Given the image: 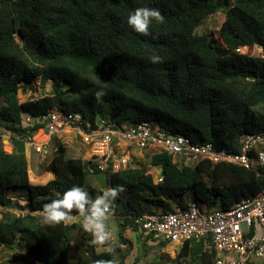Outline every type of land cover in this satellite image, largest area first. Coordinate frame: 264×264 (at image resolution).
Segmentation results:
<instances>
[{"label": "trees", "instance_id": "trees-1", "mask_svg": "<svg viewBox=\"0 0 264 264\" xmlns=\"http://www.w3.org/2000/svg\"><path fill=\"white\" fill-rule=\"evenodd\" d=\"M140 7L164 16L163 23L153 22L150 36L127 23ZM220 11L226 17L219 38L197 34L204 20ZM254 46L264 47V0H0V246L15 252L12 261L126 264L134 247L124 232L139 230L136 220L148 210L145 204L166 207V201L192 193L208 209L230 208L264 193V168L210 161L185 165L164 151L150 159L161 182L145 166L90 174L56 138L58 150L40 165L55 179L33 185L25 151L42 127L34 119L56 109L81 114L92 125L99 118L137 125L153 117L156 127L167 128L162 122L167 118L194 141L239 152L243 133L264 131V56L239 51ZM153 55L161 57L159 63L152 62ZM38 80L42 88L52 82V94L22 102L20 91ZM99 91L105 94L97 98ZM24 117L31 120L27 125ZM3 131L11 135V153L4 149ZM92 178L104 191L121 189L113 211L124 218L118 237L126 249L98 251L81 221L51 225L38 214L74 185L94 198ZM9 191L25 193L27 203L21 205L24 197H9ZM78 215L73 210L72 219ZM143 236L145 256L156 251L145 264H213L217 257L205 240L192 239L170 258L157 253L168 243L150 246V237Z\"/></svg>", "mask_w": 264, "mask_h": 264}, {"label": "built area", "instance_id": "built-area-1", "mask_svg": "<svg viewBox=\"0 0 264 264\" xmlns=\"http://www.w3.org/2000/svg\"><path fill=\"white\" fill-rule=\"evenodd\" d=\"M33 124L42 127L27 144L42 161L58 150L55 138L61 142L65 136L76 134L91 151L90 158L84 161L90 174L132 168L137 148L164 151L173 157L174 162L185 165L210 161L247 169L264 168V131L243 133L239 138V152H233L219 150L210 142L194 141L179 131L158 128L150 121L130 127L99 118L92 125L81 114L49 109L45 115L35 118ZM39 133L48 139L37 142L35 139ZM161 181L159 178L158 182ZM26 203L24 201V205ZM136 223L156 244H176L181 248L192 239L205 240L207 248H213L217 254L213 264L264 263V193L244 198L230 208L208 209L202 201L195 199L173 213L160 211L143 215Z\"/></svg>", "mask_w": 264, "mask_h": 264}, {"label": "rangeland", "instance_id": "rangeland-1", "mask_svg": "<svg viewBox=\"0 0 264 264\" xmlns=\"http://www.w3.org/2000/svg\"><path fill=\"white\" fill-rule=\"evenodd\" d=\"M225 12L220 11L210 17H208L202 25L197 29V34L201 35L203 33H206L208 35L214 34L215 37L219 38V31L220 28L225 20ZM242 54H254V55H260L264 56V47L261 48L260 46H254L250 50L248 47H244L239 50ZM52 82H48L44 88L41 87L40 81L34 82V84L31 85V87L28 89V91H23L21 90L19 93V97L22 102L28 101V100H33L36 98H41L45 95H50L52 94ZM3 104V101L0 99V106ZM147 120L151 122L152 125H156V120L153 117H149ZM162 122L166 125V127L171 130V131H176V127L170 123L167 118H163ZM28 123V118L24 117V125H27ZM126 124V123H124ZM130 127L133 126V124L129 123L128 124ZM179 132H182L185 135H188L184 130L181 128L178 130ZM3 136V144H4V149L6 152L11 153L13 152L14 148L12 146V141L10 139V134L7 133L6 131H3L2 133ZM190 138H192L190 135H188ZM43 133H39L36 136V141L37 142H42L46 140L44 138ZM61 143L63 144L67 156L69 158L73 159H82L83 161H86L90 158L91 156V151L89 150V147L83 142V140L77 136L76 134L68 135L62 138ZM25 151L27 155V159L29 162V180L31 184L33 185H45L49 181L55 179V176L50 173V172H41L40 171V165L43 162L39 155L30 147L28 144L25 146ZM157 152V150L149 149V150H141V149H136V152L133 154V161H132V168H141L145 166L149 172L153 176V179L155 182H158V179L161 178V171L158 168H155L151 166L150 164V159L151 156ZM49 162L51 161V157H48L47 159L44 160V162ZM43 162V163H44ZM90 178V177H88ZM92 187L95 189V196L93 199L98 197L102 192L104 191L99 183V181L95 180L92 178L89 182ZM9 197H24L19 201L21 205H24V201H26V194L25 193H15L12 191L8 192ZM41 198V197H39ZM193 200V194L188 193L183 196H177L172 200H168L165 202V204L168 206L166 207H160L161 205L158 206H153V205H148L145 204V209L146 210L145 214H152L156 212H160L162 210H166L167 212H175L179 208H184L186 207L189 203H191ZM15 212V211H14ZM3 213V209L0 208V215ZM42 218H44V213H41ZM123 217L120 216L116 212H112L109 216V219L106 221L107 225V230L110 232L111 237L108 241L104 242V244H97L98 251H105V250H112L114 249L115 246H121V248L126 249L128 245L123 244L119 241L118 237V229L120 227V223L123 221ZM81 221L83 222V217L80 218H74L71 219L70 222H77ZM243 228L246 229V226L244 225ZM143 231L140 229L138 231H135L133 228L128 227L125 232H124V237L128 240H130L133 244V250L128 256L126 260V264H145L146 262L150 261L153 259V256L156 255V251L154 249H150V252L148 253L147 256L144 254V250L142 251L140 248V245L145 243V239ZM138 236L141 237V240L138 242ZM147 244L150 246H156V243H153L152 241H147ZM180 251V246L176 244H170L166 246L165 248L161 249L158 251V254L164 253L166 256H169L170 258H175L176 255ZM15 252L13 250H10L4 246H0V264H24L22 261H12L13 259V254ZM27 257L34 258V255H30L29 253L26 252ZM137 258H140V261L137 263ZM258 264H264L263 262H259Z\"/></svg>", "mask_w": 264, "mask_h": 264}, {"label": "clouds", "instance_id": "clouds-1", "mask_svg": "<svg viewBox=\"0 0 264 264\" xmlns=\"http://www.w3.org/2000/svg\"><path fill=\"white\" fill-rule=\"evenodd\" d=\"M163 21L164 16L161 12L149 7L135 9L127 19L129 27L143 36L152 35L153 22L163 23ZM151 60L153 63H159L161 57L153 55ZM104 94L103 91H99L96 96L99 98ZM120 191L119 188H109L93 199L84 187L74 185L64 191L60 198L51 200L43 207L44 220L51 225L69 222L72 219L73 210H76L83 216L82 227L86 232L92 234L93 243L104 244L111 237L106 221L109 219ZM98 264H116V262L99 261Z\"/></svg>", "mask_w": 264, "mask_h": 264}, {"label": "bare ground", "instance_id": "bare-ground-1", "mask_svg": "<svg viewBox=\"0 0 264 264\" xmlns=\"http://www.w3.org/2000/svg\"><path fill=\"white\" fill-rule=\"evenodd\" d=\"M45 139H48L47 137H44Z\"/></svg>", "mask_w": 264, "mask_h": 264}, {"label": "water", "instance_id": "water-1", "mask_svg": "<svg viewBox=\"0 0 264 264\" xmlns=\"http://www.w3.org/2000/svg\"><path fill=\"white\" fill-rule=\"evenodd\" d=\"M25 92V91H24Z\"/></svg>", "mask_w": 264, "mask_h": 264}]
</instances>
